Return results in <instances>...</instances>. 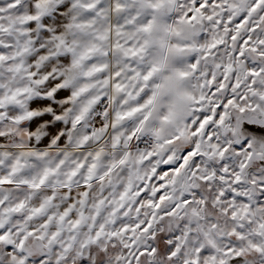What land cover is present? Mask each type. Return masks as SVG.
I'll use <instances>...</instances> for the list:
<instances>
[{
    "label": "snow or ice",
    "instance_id": "6c2138e0",
    "mask_svg": "<svg viewBox=\"0 0 264 264\" xmlns=\"http://www.w3.org/2000/svg\"><path fill=\"white\" fill-rule=\"evenodd\" d=\"M0 264H264V0H0Z\"/></svg>",
    "mask_w": 264,
    "mask_h": 264
}]
</instances>
